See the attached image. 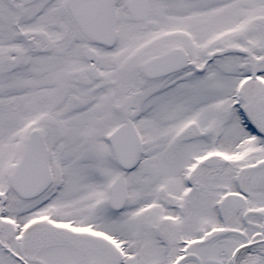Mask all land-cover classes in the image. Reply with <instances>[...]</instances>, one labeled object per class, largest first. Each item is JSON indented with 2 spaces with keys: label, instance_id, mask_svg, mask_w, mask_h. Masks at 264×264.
<instances>
[{
  "label": "snow or ice",
  "instance_id": "1",
  "mask_svg": "<svg viewBox=\"0 0 264 264\" xmlns=\"http://www.w3.org/2000/svg\"><path fill=\"white\" fill-rule=\"evenodd\" d=\"M0 264H264V0H0Z\"/></svg>",
  "mask_w": 264,
  "mask_h": 264
}]
</instances>
